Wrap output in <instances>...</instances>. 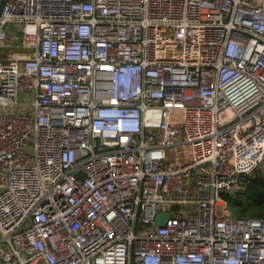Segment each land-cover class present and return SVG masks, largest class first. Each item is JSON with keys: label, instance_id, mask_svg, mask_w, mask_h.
<instances>
[{"label": "built area", "instance_id": "2783aa9c", "mask_svg": "<svg viewBox=\"0 0 264 264\" xmlns=\"http://www.w3.org/2000/svg\"><path fill=\"white\" fill-rule=\"evenodd\" d=\"M10 44L0 264H264L224 197L264 157V0H5Z\"/></svg>", "mask_w": 264, "mask_h": 264}, {"label": "trees", "instance_id": "16d2710c", "mask_svg": "<svg viewBox=\"0 0 264 264\" xmlns=\"http://www.w3.org/2000/svg\"><path fill=\"white\" fill-rule=\"evenodd\" d=\"M231 210L237 216L264 217V174L255 171L246 182L243 191L234 197L226 194Z\"/></svg>", "mask_w": 264, "mask_h": 264}, {"label": "water", "instance_id": "95a60500", "mask_svg": "<svg viewBox=\"0 0 264 264\" xmlns=\"http://www.w3.org/2000/svg\"><path fill=\"white\" fill-rule=\"evenodd\" d=\"M5 0H0V13H1V9L3 6ZM34 49L33 48H29V47H25L22 45H14V44H10V45H6V46H0V59H5L6 56L8 55V53H13V52H33ZM79 176L83 177L82 173H78ZM236 195V193H232L231 196L234 197ZM169 214L168 212H160L156 218V224L158 226H162L164 225V223L166 222V220L168 219Z\"/></svg>", "mask_w": 264, "mask_h": 264}, {"label": "rangeland", "instance_id": "374dc122", "mask_svg": "<svg viewBox=\"0 0 264 264\" xmlns=\"http://www.w3.org/2000/svg\"><path fill=\"white\" fill-rule=\"evenodd\" d=\"M10 27H11V29H10V31H11V34L13 35V33L15 32V31H13L14 29H17V27L15 26V25H9ZM12 37H15V36H12ZM259 172H261V173H264V157L262 158V160H261V163H260V168H259Z\"/></svg>", "mask_w": 264, "mask_h": 264}]
</instances>
